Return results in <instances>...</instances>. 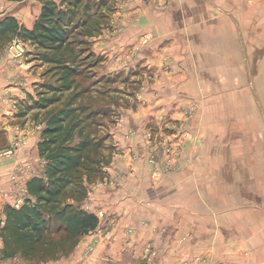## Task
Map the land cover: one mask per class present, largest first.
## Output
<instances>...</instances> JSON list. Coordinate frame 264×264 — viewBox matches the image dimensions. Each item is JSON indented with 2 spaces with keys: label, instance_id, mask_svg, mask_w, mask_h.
I'll return each instance as SVG.
<instances>
[{
  "label": "crops",
  "instance_id": "0c3cea01",
  "mask_svg": "<svg viewBox=\"0 0 264 264\" xmlns=\"http://www.w3.org/2000/svg\"><path fill=\"white\" fill-rule=\"evenodd\" d=\"M110 1L92 49L105 74L133 88L121 93L116 152L86 202L99 225L68 261L52 264H79L91 238L99 242L82 264L148 241L155 264H264V0ZM27 2L0 0V19L11 14L32 28L41 5ZM25 60L0 58L1 149L14 121L31 118L17 117L19 100L35 97L34 61ZM37 141L17 162L32 145L38 158ZM16 159H0L2 217L9 195H18L5 176Z\"/></svg>",
  "mask_w": 264,
  "mask_h": 264
},
{
  "label": "trees",
  "instance_id": "16d2710c",
  "mask_svg": "<svg viewBox=\"0 0 264 264\" xmlns=\"http://www.w3.org/2000/svg\"><path fill=\"white\" fill-rule=\"evenodd\" d=\"M37 1L30 29L11 14L0 19V51L18 38L44 66L35 97L29 95L17 112L21 118L33 111L34 122L43 125L41 173L26 182L22 205L4 206L0 239L2 258L48 263L69 256L99 225L83 203L116 152L109 129L119 117L122 92L114 87L118 75L97 77L94 71L103 57L92 50V38L108 24L112 1Z\"/></svg>",
  "mask_w": 264,
  "mask_h": 264
},
{
  "label": "rangeland",
  "instance_id": "374dc122",
  "mask_svg": "<svg viewBox=\"0 0 264 264\" xmlns=\"http://www.w3.org/2000/svg\"><path fill=\"white\" fill-rule=\"evenodd\" d=\"M25 1H28L26 3V5H28L29 0H25ZM33 1L36 2L37 0H32V2ZM9 45H10V42H8L6 44V46L4 47V49H2L0 51L1 60H5V59L10 58V59L17 60L18 62L21 60L26 62L27 60H25V59H32L34 61L33 66L30 68L31 70L33 69V72H31L29 74L28 80L30 82L29 86L32 85V89L34 90V93H35L37 88H38L39 83H41V81H42L41 76H42V72L44 70V66L43 67L40 66L38 64V62L32 57L33 55L31 52V47H29L27 44L22 43L21 46H22L23 52H22V55L20 57H17V58L16 57H13V58L10 57V54H11L10 51L11 50H10ZM95 54L97 56L102 57V55L98 54L97 52H95ZM101 64L102 63H100L97 67L94 68V71L96 72L97 77H101V75L104 73L102 71ZM33 76L36 78L39 77V80H35L32 83L31 81L34 80ZM127 85H128L127 83H125L124 86L120 85L118 83V77H117V83L114 85V87L119 88L120 86H123L124 87V88H122L123 90H120V91L122 93H124V90L130 91L133 88L132 84L128 85V86ZM34 95H36V94H34ZM121 96H123V97H122L121 106L118 109V111L121 108H124L125 105H127V102H126V99L124 98V95L122 94ZM20 102L21 101L19 100V107L21 105ZM17 112H18V110H17ZM29 113H31V116H29V117H31L30 120H28V121L27 120H22V121L19 120L18 122L14 121V130L12 133L13 134L12 141L4 149L0 148V159H4V160L5 159H11V158H12V160L16 159V155L19 156V151L21 149H22V151L24 150V148H23L24 145L28 144L30 139H34V143L37 141V139L39 141L40 132L42 130L43 125L40 123L34 122V120L32 119L33 118V111H29ZM106 129H107V127H106ZM106 129H104L103 131L106 132ZM112 130H113V127H110L109 132L111 134H112ZM8 135H9V133H8ZM111 137H112L111 142L114 143L113 142V136H111ZM5 139H6V136L4 134L0 135V143L1 144L3 142H5ZM38 141H37V143H38ZM109 142H110V140H109ZM37 143H36V149H37ZM34 149L35 148L32 145V150H30L28 152L29 157L26 159L25 162H23V160L17 162L18 159H20V157L17 158L14 162L12 161L13 162L12 167L5 174L9 183L10 182L12 183V185L14 186L13 188L18 193V195L15 193H12L9 195V198H10L11 203H12L11 206L19 207L20 205H22L24 198L26 196V182L33 175L41 173L42 161L40 159H38L37 157H35L34 153L32 152ZM30 163H33V166ZM2 176H3V172L0 171V177H2ZM13 176L15 177L14 179L12 178ZM99 182H103V179L98 180L94 184H92L89 188V192H91L92 188ZM88 196H89V194H88ZM87 199L83 203V208L86 210H88L86 208L87 207V204H86ZM7 205H9V204H7ZM16 205H18V206H16ZM88 211H90V210H88ZM3 220H4V215H3V217H2V215H0V227L3 225ZM126 233L129 234L131 237L134 234L133 229H128L126 231ZM130 236H129V240L132 241L133 238H131ZM98 242H99L98 238H91L90 239L89 243L85 246V249L83 252V258L80 259L79 264L83 263V259H86L92 255V253L95 250V246L98 244ZM129 243L134 245V243H131V242H129ZM109 246L112 247L111 245H109ZM135 247H138V245H136V243H135ZM123 248H124V246H122L120 248L118 247L115 250H112L111 248L108 249L107 253L105 254V257H104L105 259L102 260L101 263H99V264H106L107 262L108 263L110 262L111 264H155L156 263V260L158 257V252L155 249V247H153L152 241H148V242L144 243L143 246L137 250H133V246H129L128 248H124V249ZM1 250H2V242L0 239V264H2L3 262H6V261H11V262H14L15 264H52V263H55L58 261H68V259L71 257V255L75 251L74 250L69 256L63 257V258L56 260V261H51L48 263H36V262L23 261L19 257H16L13 259H4L1 256ZM204 263H205L204 260L197 257V258L191 259V260L182 259L180 261H177L175 264H204Z\"/></svg>",
  "mask_w": 264,
  "mask_h": 264
},
{
  "label": "built area",
  "instance_id": "2783aa9c",
  "mask_svg": "<svg viewBox=\"0 0 264 264\" xmlns=\"http://www.w3.org/2000/svg\"><path fill=\"white\" fill-rule=\"evenodd\" d=\"M22 41L18 38H14L10 41V57H20L22 55L23 49H22ZM13 179L15 178L14 176L12 177ZM18 206V205H16Z\"/></svg>",
  "mask_w": 264,
  "mask_h": 264
}]
</instances>
